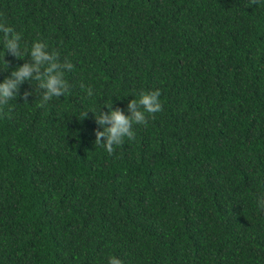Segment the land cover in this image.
Returning <instances> with one entry per match:
<instances>
[{
    "label": "trees",
    "instance_id": "16d2710c",
    "mask_svg": "<svg viewBox=\"0 0 264 264\" xmlns=\"http://www.w3.org/2000/svg\"><path fill=\"white\" fill-rule=\"evenodd\" d=\"M0 20L73 65L65 95L23 82L0 107V264H264V0H0ZM157 88L132 139L94 143L82 111Z\"/></svg>",
    "mask_w": 264,
    "mask_h": 264
},
{
    "label": "clouds",
    "instance_id": "9594fccd",
    "mask_svg": "<svg viewBox=\"0 0 264 264\" xmlns=\"http://www.w3.org/2000/svg\"><path fill=\"white\" fill-rule=\"evenodd\" d=\"M0 73L9 72V75L0 79V107L10 106L9 102L17 100L19 86L28 82L32 90H26L22 97L33 96L37 107H43L51 99L65 95L69 89V82L65 79L66 70H71L72 63L65 58L61 60L59 52L50 49L48 43L42 39H34L24 43L23 35L13 26L0 20ZM6 54L22 59L24 62L9 69ZM86 96L95 98L93 86L81 84ZM126 109L114 108L112 99L103 100L101 110L99 106H89L80 113L81 118L89 112L93 114L95 123L99 126L95 131L96 145L103 146L104 150L112 153L121 145L125 138L134 137L133 124L146 123L149 114L162 110L160 89L141 90L131 96ZM103 138V139H101ZM257 206L264 209V195L257 197ZM107 264H124L123 260L115 255L107 257Z\"/></svg>",
    "mask_w": 264,
    "mask_h": 264
}]
</instances>
